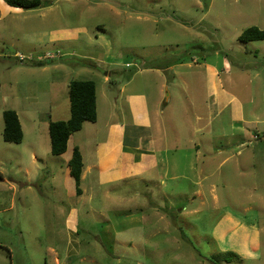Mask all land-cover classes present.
<instances>
[{
  "label": "rangeland",
  "instance_id": "374dc122",
  "mask_svg": "<svg viewBox=\"0 0 264 264\" xmlns=\"http://www.w3.org/2000/svg\"><path fill=\"white\" fill-rule=\"evenodd\" d=\"M42 2L0 6V264H12L10 249L14 264H55L54 245L60 264H264V124L244 122L248 89L258 93L264 77V40L240 38L264 29V0ZM158 72L171 93L159 108L171 164L163 190L141 182L117 202L115 188L94 189L79 203L61 183L52 196L48 181L24 185L31 144L51 170L64 166L43 130L62 116L57 100L70 110L65 82H96L98 121L85 125L100 139L108 122L132 123L127 94H144L154 116ZM7 108L19 110L21 143L3 137ZM212 109L215 132L204 122ZM73 204L78 239L68 255L74 242L56 213Z\"/></svg>",
  "mask_w": 264,
  "mask_h": 264
},
{
  "label": "crops",
  "instance_id": "0c3cea01",
  "mask_svg": "<svg viewBox=\"0 0 264 264\" xmlns=\"http://www.w3.org/2000/svg\"><path fill=\"white\" fill-rule=\"evenodd\" d=\"M7 5L9 4H7L5 0H0V6L2 9L6 8ZM172 68V66H166L165 68L159 67L157 70L162 69V71H168V69ZM211 68V71L213 72L214 68ZM173 74H178V71H174ZM164 76L165 75L158 72V78H160L159 93L155 102L152 104L154 110V116L152 118L148 116L150 112L145 102L144 94H127L126 102L134 103L133 107H131L134 114L132 123L129 124L118 120L110 121L106 124L107 130L102 138L88 139L87 137L92 134V131L86 129L85 122L80 130L74 132L70 136L67 150L59 155L64 162V166L61 170H51L49 164H47L46 158L42 155V152L37 150L35 144H31L30 146L32 147V150L30 152V164L25 168L26 181L24 182V185L35 188L40 186V181H48V190L51 191L52 196L54 193H59L61 183L64 190H66L67 197L77 199L79 203L86 202L87 200L88 202H91L94 198V189H102L107 192L108 187L115 188L117 194L113 199L117 200V202L120 201V198L125 191H129L130 193L136 191L137 188L134 187L138 186L141 182L147 187L151 185H159L163 190L165 186V177L171 167V164L166 161H169V159L165 156V153L168 151L169 142L165 132L164 120L160 118V113L163 112V110L159 109L160 105L165 99H167V97L169 99L171 98V93L166 97L163 90L166 83ZM256 76H258V72L254 77ZM65 87L67 88L66 93L69 95V81L65 82ZM66 93L65 98L67 96ZM256 94L259 96V100L257 101L254 99ZM246 95L250 107L245 110L244 115H247V117L244 118V122L249 125V129H253L254 127L257 128L256 125L258 123L264 124V77L259 80L258 93L256 91L253 93L251 89H248ZM212 97V106H215V92L212 93ZM66 101L63 104L57 100L53 104L52 109L62 116H59L58 119L52 120H67L70 117L71 111H68ZM62 102H64V100ZM258 108L259 111L257 110ZM15 110L19 113L18 109ZM238 117L241 118V115ZM19 119L24 130L20 114ZM97 121L98 117L93 123H97ZM202 121H204V119ZM204 122L207 125H210L215 132V109H212L209 120H205ZM129 126H131L130 131L128 128ZM260 129L264 132V126ZM48 130H43V133ZM97 133L98 130L96 131V134ZM254 136L258 138L259 132H255ZM262 138L264 139V136ZM177 139L179 140V138ZM41 140L43 139H40V141ZM75 147L79 148L84 163L81 174V194H77L75 179L71 175L69 167V161L73 156ZM253 157L256 158L255 155H253ZM175 158L176 157H174V159ZM10 208H12V206H10ZM95 209L97 210L99 208L95 207ZM126 211L128 210H125V212ZM116 212L122 213L124 211L118 210ZM56 214L61 215L63 221H65L64 223L67 227L69 240L74 242V246H69L68 249V255H71L76 251L75 248L77 249V242L75 243V240L78 239L76 236L78 234L77 226L79 222V208L75 207V204L72 206L69 205L66 209H61ZM125 216L130 217V213L127 212V215ZM108 223L110 224V221ZM20 232L22 234V231ZM56 247L57 245L49 246L48 249L54 254L55 264H60L58 257L59 252ZM10 253L11 263L14 264V258H12L13 251L11 249Z\"/></svg>",
  "mask_w": 264,
  "mask_h": 264
},
{
  "label": "trees",
  "instance_id": "16d2710c",
  "mask_svg": "<svg viewBox=\"0 0 264 264\" xmlns=\"http://www.w3.org/2000/svg\"><path fill=\"white\" fill-rule=\"evenodd\" d=\"M14 7L26 9L39 8L42 0H5ZM243 41L264 40V29L251 26L245 29L240 37ZM46 60L31 62L33 66H44ZM70 117L67 120H51L49 123V136L51 153L60 155L67 150L70 136L80 130L86 121L97 120V84L92 79H73L69 83ZM3 137L7 142L21 143L24 138L22 124L17 111L7 108L3 112ZM83 157L78 147H75L73 156L69 161L71 175L75 179L77 194L82 193L81 174L83 171Z\"/></svg>",
  "mask_w": 264,
  "mask_h": 264
},
{
  "label": "built area",
  "instance_id": "2783aa9c",
  "mask_svg": "<svg viewBox=\"0 0 264 264\" xmlns=\"http://www.w3.org/2000/svg\"><path fill=\"white\" fill-rule=\"evenodd\" d=\"M52 56V55H51ZM20 60L24 59V56L22 54L19 55Z\"/></svg>",
  "mask_w": 264,
  "mask_h": 264
}]
</instances>
